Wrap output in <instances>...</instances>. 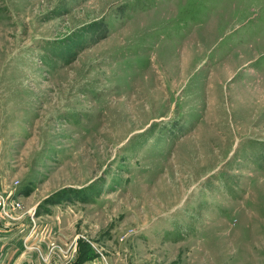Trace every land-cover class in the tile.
I'll return each instance as SVG.
<instances>
[{
	"label": "rangeland",
	"instance_id": "rangeland-1",
	"mask_svg": "<svg viewBox=\"0 0 264 264\" xmlns=\"http://www.w3.org/2000/svg\"><path fill=\"white\" fill-rule=\"evenodd\" d=\"M0 194L9 264H264V0H0Z\"/></svg>",
	"mask_w": 264,
	"mask_h": 264
},
{
	"label": "crops",
	"instance_id": "crops-1",
	"mask_svg": "<svg viewBox=\"0 0 264 264\" xmlns=\"http://www.w3.org/2000/svg\"><path fill=\"white\" fill-rule=\"evenodd\" d=\"M9 226L0 224V264H9L8 251L10 247Z\"/></svg>",
	"mask_w": 264,
	"mask_h": 264
},
{
	"label": "built area",
	"instance_id": "built-area-1",
	"mask_svg": "<svg viewBox=\"0 0 264 264\" xmlns=\"http://www.w3.org/2000/svg\"><path fill=\"white\" fill-rule=\"evenodd\" d=\"M16 206H13V209H15ZM0 209L3 211V213L7 216V213H10L8 211V206H6L5 201L3 200V196L0 194Z\"/></svg>",
	"mask_w": 264,
	"mask_h": 264
}]
</instances>
